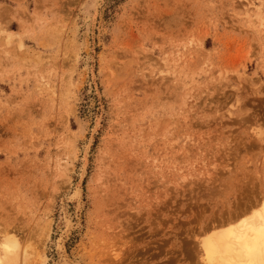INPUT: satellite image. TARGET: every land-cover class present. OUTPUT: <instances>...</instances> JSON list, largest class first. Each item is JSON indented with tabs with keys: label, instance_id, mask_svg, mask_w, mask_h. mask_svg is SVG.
<instances>
[{
	"label": "rangeland",
	"instance_id": "1",
	"mask_svg": "<svg viewBox=\"0 0 264 264\" xmlns=\"http://www.w3.org/2000/svg\"><path fill=\"white\" fill-rule=\"evenodd\" d=\"M261 188L264 0H0L17 264H206Z\"/></svg>",
	"mask_w": 264,
	"mask_h": 264
},
{
	"label": "snow or ice",
	"instance_id": "2",
	"mask_svg": "<svg viewBox=\"0 0 264 264\" xmlns=\"http://www.w3.org/2000/svg\"><path fill=\"white\" fill-rule=\"evenodd\" d=\"M226 231L227 237L214 253L221 257L218 264H264V208L246 216L238 226ZM17 246L18 242L11 237L0 244V248L9 254Z\"/></svg>",
	"mask_w": 264,
	"mask_h": 264
},
{
	"label": "bare ground",
	"instance_id": "3",
	"mask_svg": "<svg viewBox=\"0 0 264 264\" xmlns=\"http://www.w3.org/2000/svg\"><path fill=\"white\" fill-rule=\"evenodd\" d=\"M251 5H253V4H251ZM249 11H250V9L247 10V13H249ZM260 25H261V23H260ZM261 137H259V138H261ZM247 191H250V190H247ZM250 193H251V195L246 194L245 196L243 195V191L241 193H239L240 198L235 201L236 208L233 209L232 207H235V206H232V204H230V203L227 206L228 215H227V218L224 217L226 220L224 219V221L219 222V224L213 223L214 224L213 227L217 226V225H220L222 227L215 230L214 233L210 236V238L204 244L205 257L207 260V262H205L206 264H218L221 257L218 253L217 254H214V253H216L217 249L221 248L225 238L227 237V231H226L227 229L234 228L235 226H238L240 224V221L242 219H244L246 216H251L253 212H258L261 208H264V188H261V191L259 192L258 195H256V193H254V194L252 192H250ZM215 194H216V192H215ZM215 216H217V215H215ZM221 219L222 218H220L219 220H221ZM158 224H160V223H158ZM11 238H14V240L17 242V239L15 237H11ZM6 240L7 239H5L3 241V243H5ZM152 258H153V256H152ZM18 259H19V246H17L15 251L11 254L5 252L2 248H0V262H2V264H17Z\"/></svg>",
	"mask_w": 264,
	"mask_h": 264
}]
</instances>
